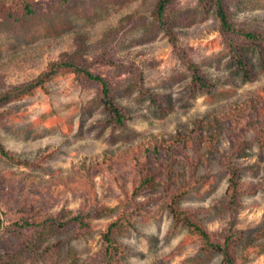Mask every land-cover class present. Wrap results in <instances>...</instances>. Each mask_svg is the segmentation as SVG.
I'll return each mask as SVG.
<instances>
[{
	"label": "rangeland",
	"instance_id": "374dc122",
	"mask_svg": "<svg viewBox=\"0 0 264 264\" xmlns=\"http://www.w3.org/2000/svg\"><path fill=\"white\" fill-rule=\"evenodd\" d=\"M156 3L0 0V97L11 93L0 100V145L12 156L0 153V264H105L101 233L121 215L115 264H221L174 220L172 200L212 240L234 219V264H264V0L224 3L249 40L221 30L199 0L168 3L167 34ZM61 57L108 81L122 124L96 82L67 68L19 92ZM189 61L208 86L192 84Z\"/></svg>",
	"mask_w": 264,
	"mask_h": 264
},
{
	"label": "trees",
	"instance_id": "16d2710c",
	"mask_svg": "<svg viewBox=\"0 0 264 264\" xmlns=\"http://www.w3.org/2000/svg\"><path fill=\"white\" fill-rule=\"evenodd\" d=\"M172 0H157V3L154 8V17L159 26H162L165 29L167 34H171V31L166 27L167 22V5ZM201 6H206L208 4L214 5L215 14L219 21L220 29L227 33H233L235 35H239L244 39H254L255 33L252 31H243L241 29H236L232 26L229 21L228 14L226 12L224 3L226 0H199ZM23 7V16L30 17L34 13V8L28 2L22 3ZM232 39L228 38L229 50H231L234 55L235 61L239 65V67L245 72L246 65L242 62L241 56L237 53L234 47H236V42L231 41ZM66 55V54H65ZM187 67L191 71L192 84L201 88L206 87L208 84L203 80L202 76L197 71V67L192 61L187 62ZM69 69L74 72L76 75H81L84 78H87L91 81L96 82L99 86V100L103 104V107L106 111H108L111 115L112 122L116 124H122L126 117L123 112V109L118 106L112 98L111 95V87L108 81L98 73H92L90 70L85 67L78 65L70 60V57H61L55 61H52L47 69L41 71L39 75L32 81L27 82L18 90L19 92L27 91L33 86L43 82L44 80L50 78L54 73L59 71L60 69ZM11 93H5L0 100L8 97ZM262 131V130H261ZM264 131V129H263ZM258 139L261 143L264 144V134L261 132L258 134ZM0 153L8 158L12 156L7 153V151L3 150L0 145ZM12 159V158H11ZM227 168H229V178H228V187H227V206L230 210L235 213L236 212V204L237 198L239 195L237 185V168L228 163ZM167 207L172 217L176 222H181L184 224L190 234H193L197 237L203 249H211L217 251L221 254V264H234L233 257L231 255V251L229 246L235 242L237 239L241 237L242 231L235 228L234 219H232L228 226V233L225 235L222 241L212 240L208 234V232L202 227V225L191 218L189 213L185 210L179 209L174 205V200L168 202ZM80 217H74V220H78ZM127 217L121 215L118 216L117 219L109 222L106 228L101 233V242H102V253L105 257V264H115L119 257L125 253V247L120 244L115 239V232L120 227H123L126 224ZM1 226V222H0Z\"/></svg>",
	"mask_w": 264,
	"mask_h": 264
}]
</instances>
